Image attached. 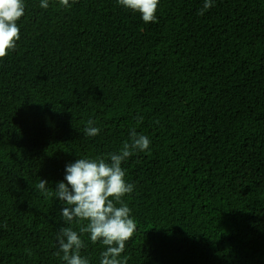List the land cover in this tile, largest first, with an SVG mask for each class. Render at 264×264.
I'll use <instances>...</instances> for the list:
<instances>
[{
  "label": "trees",
  "instance_id": "1",
  "mask_svg": "<svg viewBox=\"0 0 264 264\" xmlns=\"http://www.w3.org/2000/svg\"><path fill=\"white\" fill-rule=\"evenodd\" d=\"M22 2L0 59V264H67L56 236L87 222H64L56 184L133 128L151 144L122 162L137 231L120 258L264 264V0H213L204 15L205 0H159L155 23L118 0ZM82 239L100 264L107 246Z\"/></svg>",
  "mask_w": 264,
  "mask_h": 264
},
{
  "label": "clouds",
  "instance_id": "2",
  "mask_svg": "<svg viewBox=\"0 0 264 264\" xmlns=\"http://www.w3.org/2000/svg\"><path fill=\"white\" fill-rule=\"evenodd\" d=\"M60 2L70 7L69 0ZM118 3L127 10L138 12L145 23L157 22L159 0H118ZM212 6L213 0H205L198 15H204ZM40 7L47 9L49 0H41ZM24 14L22 0H0V59L6 57L20 39L17 21ZM94 123L88 120L86 136L95 137L100 133L101 129L94 127ZM150 144L148 136L138 134L133 128L129 131V141L122 145L118 153H109L108 158H78L66 166V183L58 182L54 189L55 197L63 204V220L68 225L81 221L87 223L78 231L72 227H62L56 236L58 251L55 255L63 253L62 258L67 264H89L88 259L80 255L85 247L82 236L87 233L92 242L100 240L107 246L101 253L100 264H127L128 257H120L125 251V242L137 231V224L131 218L130 208L121 199L134 189L133 184L126 182L122 162L136 151L148 150ZM47 185V180L39 178L38 188L41 192L53 190L48 189Z\"/></svg>",
  "mask_w": 264,
  "mask_h": 264
}]
</instances>
